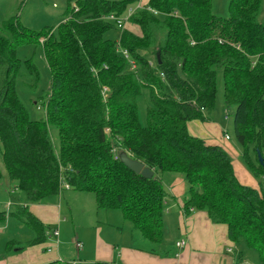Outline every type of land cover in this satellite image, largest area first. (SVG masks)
I'll list each match as a JSON object with an SVG mask.
<instances>
[{"label":"trees","instance_id":"obj_1","mask_svg":"<svg viewBox=\"0 0 264 264\" xmlns=\"http://www.w3.org/2000/svg\"><path fill=\"white\" fill-rule=\"evenodd\" d=\"M138 2L79 0L68 4L57 28L40 31L18 17L2 23L0 152L8 178L28 203L59 196L65 186L94 194L99 210L120 211L143 239L161 244L166 178L181 176L189 187L183 211L206 212L214 224L226 225L228 239L245 244L264 264L262 0H231L226 18L214 12L213 0H148L159 15L142 10L132 16L129 24L139 34L128 28L121 32L106 21ZM29 46L42 47L51 73L41 120L31 118L16 89L22 66L18 52ZM119 48L128 51L135 71ZM25 63L38 82L32 59ZM219 78L224 108L234 110L235 135L259 189L238 180L226 151L188 131L190 121L206 122L213 115ZM144 90L151 101L146 125L138 109ZM51 126L58 131V152ZM122 153L154 177L130 171ZM19 200L10 211L0 210V228L17 219L34 238L9 241L8 253L46 243L56 229Z\"/></svg>","mask_w":264,"mask_h":264},{"label":"rangeland","instance_id":"obj_2","mask_svg":"<svg viewBox=\"0 0 264 264\" xmlns=\"http://www.w3.org/2000/svg\"><path fill=\"white\" fill-rule=\"evenodd\" d=\"M79 0H0V28L3 22L13 17H18L20 22L29 29L40 31L44 27L57 28L63 21V15L68 4L75 5ZM116 1V0H111ZM231 0H213L214 12L221 17L229 16V4ZM258 21L264 23V0H262V11ZM1 31V30H0ZM117 36V34H115ZM115 36V37H116ZM18 56L22 61L20 73L17 78V94L27 107L30 116L34 120H41L45 117V109L42 100L48 95L51 87V73L44 58L41 46L34 48L32 46L19 49ZM32 59L36 71L39 74V81L36 76L31 75L27 69L26 61ZM219 90L215 111L207 120L222 125L220 133L221 142H225L231 149L230 156L234 165L241 175L243 183L250 185H259L260 181L248 169L243 159L242 148L237 141L234 126V110L224 108L223 99V80L219 78ZM35 87L32 88L31 85ZM151 106L148 90H144L142 96L138 99V109L141 123L146 125V112ZM228 118V119H226ZM206 121V122H207ZM204 123V122H203ZM50 135L56 151L59 150V135L55 127H49ZM226 133L229 136L225 140ZM0 170L2 178L0 180V210H7V204H16V198L10 195V190L15 187L7 175L2 154L0 152ZM243 175V176H242ZM62 197L56 196L49 198L47 201H53L55 205L59 202L63 206L64 217L66 222L61 228L59 241L62 246L61 264H96V243L97 229L102 228V237L107 240L118 241L117 252H115L114 263L121 264L118 259L119 250L130 242V236L133 233V227L130 222L126 221L120 211H101L97 208L94 194L80 193L73 190H65ZM72 215V216H71ZM135 234H139L134 230ZM79 234L86 242L82 241L83 248L78 249L76 246V236ZM77 234V237L79 235ZM34 234L24 224L17 219H9L4 227L0 228V256L3 252L4 245L16 240L25 243ZM166 241L175 243L179 234L166 231ZM142 239V238H141ZM143 240V239H142ZM132 241V240H131ZM147 242L148 241H143ZM59 243V245H60ZM139 242H135L137 245ZM56 240L49 238L44 245L53 248ZM151 244V243H149ZM119 245V246H118ZM142 245V244H141ZM255 254V252H254ZM110 263V262H109Z\"/></svg>","mask_w":264,"mask_h":264},{"label":"crops","instance_id":"obj_3","mask_svg":"<svg viewBox=\"0 0 264 264\" xmlns=\"http://www.w3.org/2000/svg\"><path fill=\"white\" fill-rule=\"evenodd\" d=\"M141 1L144 4L148 2V0ZM127 28L134 33H140L139 28L134 25L128 24ZM187 128L192 136L204 140L208 145L221 147L230 156L231 149L219 139L222 132L221 124L210 121L204 123L201 121H190L187 124ZM223 133L226 135L224 131ZM225 140L228 139L225 138ZM232 165L238 180L243 185L250 187V185L243 183V179L238 174L233 160ZM167 178L165 184L169 197L166 200L167 208L163 218L165 228L164 241L161 244H146L147 242H143L146 240L140 234H135L133 230L129 244L125 243L126 247H123L122 251L119 250L118 259L121 264H261L256 252L254 254V251L249 250L245 244H235L228 239V228L226 225L214 224L206 212L186 214L183 211V205L189 194L188 184L181 176ZM251 188L259 189V185L254 184ZM67 190L71 191L70 188ZM9 192L11 196L16 198V202L20 199L19 201L27 206L29 211L43 224L58 229L60 226L63 227L62 224L67 221L60 202L55 205L53 201H47V199L39 203H28L20 196L15 187ZM63 192L59 197H62ZM6 206L7 211L13 208L11 203ZM167 229H169L170 233L179 234L175 243L166 241ZM77 234H75L76 243L86 242L79 234V237H77ZM97 235L96 264H113L114 255L118 248L115 244H118V241L113 242L111 239H104L102 237V228L97 229ZM60 236L61 228L59 238ZM33 238L34 235L26 242ZM59 238L52 249L41 244L27 247L22 251L15 249L13 253L7 252V242L0 256V264H51L56 262L61 264L59 258H61L62 246ZM180 241L186 242V246L183 249L176 247V244ZM135 242L139 243L135 245ZM49 249L51 251H48ZM74 264H77V262H74Z\"/></svg>","mask_w":264,"mask_h":264},{"label":"built area","instance_id":"obj_4","mask_svg":"<svg viewBox=\"0 0 264 264\" xmlns=\"http://www.w3.org/2000/svg\"><path fill=\"white\" fill-rule=\"evenodd\" d=\"M142 10H147L155 15H159V13L154 10L153 8L149 7L147 3H143L141 0H139V2L134 5L131 6L130 8H128V10L126 11V13L122 16H117V15H109L106 17V21L115 25L117 27V29L119 31H123L125 28H127V25L129 24V21L131 19L132 16H134L135 14H137L138 12L142 11ZM118 52L124 57V59L126 61L129 62L130 65V69L132 71L136 70V64L135 62L131 59L129 53L127 50H124L122 48L118 49ZM108 91L107 89H105V92ZM226 139H229V136L226 135ZM67 189L69 188V186H65ZM49 238H54L56 241H58L59 238V231L58 229H54L53 231H51L48 234ZM76 246L78 249H82L83 248V244L80 242L76 243ZM186 246V242L185 241H180L176 244V247L178 249H183ZM48 251H51L50 249ZM74 264V263H73Z\"/></svg>","mask_w":264,"mask_h":264},{"label":"water","instance_id":"obj_5","mask_svg":"<svg viewBox=\"0 0 264 264\" xmlns=\"http://www.w3.org/2000/svg\"><path fill=\"white\" fill-rule=\"evenodd\" d=\"M259 161L263 163V158L260 153H258ZM120 160L122 163L133 173L141 175L146 179H152L154 173L151 169L145 167L141 162L131 159L126 153L120 155Z\"/></svg>","mask_w":264,"mask_h":264}]
</instances>
